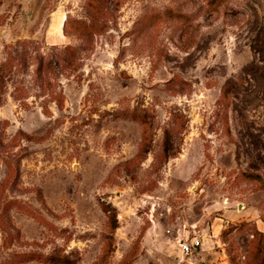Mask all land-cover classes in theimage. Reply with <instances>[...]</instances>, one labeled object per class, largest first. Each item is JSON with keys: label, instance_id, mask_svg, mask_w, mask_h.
<instances>
[{"label": "rangeland", "instance_id": "1", "mask_svg": "<svg viewBox=\"0 0 264 264\" xmlns=\"http://www.w3.org/2000/svg\"><path fill=\"white\" fill-rule=\"evenodd\" d=\"M2 64L0 264H264V0H0Z\"/></svg>", "mask_w": 264, "mask_h": 264}, {"label": "built area", "instance_id": "2", "mask_svg": "<svg viewBox=\"0 0 264 264\" xmlns=\"http://www.w3.org/2000/svg\"><path fill=\"white\" fill-rule=\"evenodd\" d=\"M201 237L200 236H191L190 238H188V236H184L179 238L178 240V244L180 247V250L183 254H191L193 252V250H195L196 248H198V246H200L201 244Z\"/></svg>", "mask_w": 264, "mask_h": 264}, {"label": "trees", "instance_id": "3", "mask_svg": "<svg viewBox=\"0 0 264 264\" xmlns=\"http://www.w3.org/2000/svg\"><path fill=\"white\" fill-rule=\"evenodd\" d=\"M66 20L67 19H65L64 24H65ZM64 24H63V26H64ZM6 67H7V64L0 65V73H1V70H3V68H6Z\"/></svg>", "mask_w": 264, "mask_h": 264}]
</instances>
